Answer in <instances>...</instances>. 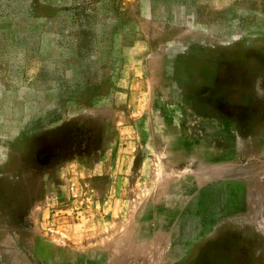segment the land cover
I'll return each instance as SVG.
<instances>
[{
	"label": "rangeland",
	"instance_id": "1",
	"mask_svg": "<svg viewBox=\"0 0 264 264\" xmlns=\"http://www.w3.org/2000/svg\"><path fill=\"white\" fill-rule=\"evenodd\" d=\"M0 264H264V0H0Z\"/></svg>",
	"mask_w": 264,
	"mask_h": 264
}]
</instances>
